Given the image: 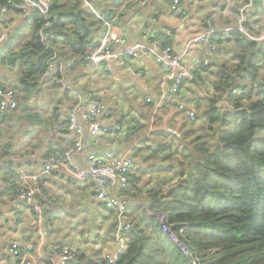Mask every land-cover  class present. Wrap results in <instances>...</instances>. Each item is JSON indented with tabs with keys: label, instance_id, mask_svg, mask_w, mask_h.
I'll return each instance as SVG.
<instances>
[{
	"label": "crops",
	"instance_id": "crops-1",
	"mask_svg": "<svg viewBox=\"0 0 264 264\" xmlns=\"http://www.w3.org/2000/svg\"><path fill=\"white\" fill-rule=\"evenodd\" d=\"M256 1L264 3V0L250 3L245 0H180L179 14L173 9V0H150L145 5H139L136 0H86L87 5L83 0H57L60 15L54 11L52 17L55 22L60 20L67 27L57 34L53 32L56 37L52 46L62 67L50 69L38 88L26 96L17 86L21 71L0 64V83L16 92L19 108L24 113L17 110L10 112L0 124V264L17 262V258L9 253L14 242L34 247L30 255L33 264H48L49 259L51 264H57L51 256L52 251L63 248H71L76 252L77 260L72 262L76 264H97L100 260L105 261L106 257H118L124 251L120 252V244L115 238L118 213L106 210L97 200L91 186L78 182L66 167L50 176L46 189L37 196L45 217L39 224L32 210L25 208L19 201L18 195L13 199L6 193L10 186L8 184H12L10 179L18 184L20 190V169L39 172L50 155L61 153L74 144V135L65 126L67 114L75 105L71 89L79 91L85 101L79 115L84 150L75 156L81 167H86L84 159L88 153H112L114 158L131 156L134 164L138 160L145 162L139 170L133 165L126 188L121 190L116 186L113 189L114 194L120 189L125 196L128 195L125 191L133 175L140 176L138 187L141 190H149L142 185V173L150 168L147 156L137 155L142 148L140 140L143 137L128 138V127L137 123L144 126L147 135L163 127L169 133L168 128H171L173 121L176 124L174 127L178 128L182 126L183 118H187V121L190 119L189 113L177 109L178 104H184L188 111L194 112L196 101L208 98L213 91L211 76L202 73L174 94L175 103L160 106L173 89L177 72L174 68L160 65L155 53L140 51L136 59L127 58L125 67L111 59L109 64L112 71H107L104 62L86 67L84 55L93 52L107 39L126 40L125 45H112V50L120 54L136 46L150 47L153 39L158 37L164 40L174 55H184L188 67H199L201 62L213 60L214 56L210 53L208 43L192 41L210 29L242 30L247 21L254 24L253 4ZM63 11L66 14H79L80 18L74 23H67L61 15ZM257 21L255 26H264V18H257ZM68 28L73 31L77 29L78 35L86 37L84 55L75 51L72 43L78 40V36L71 35ZM68 37L72 38V43ZM2 46L0 57L5 54V47ZM216 61V65L221 63L219 58ZM52 91L57 93L53 96L52 104L46 110L41 109L46 104L37 106ZM92 100H102L110 109L112 116L106 123L123 127L118 136H91L90 125L83 121L82 116L88 113L86 104ZM30 110L33 112L31 116ZM178 111L183 114L182 117L176 114V120H173L175 116L172 112ZM21 118H24L27 131H20ZM9 123L16 124V132H20L16 135V144L12 133H6L5 127ZM6 144H11L8 151ZM129 201V208H135L130 197ZM123 217L128 221L127 214Z\"/></svg>",
	"mask_w": 264,
	"mask_h": 264
},
{
	"label": "trees",
	"instance_id": "trees-1",
	"mask_svg": "<svg viewBox=\"0 0 264 264\" xmlns=\"http://www.w3.org/2000/svg\"><path fill=\"white\" fill-rule=\"evenodd\" d=\"M7 1L0 0V13ZM14 2L9 11L16 14L17 24L2 44L5 54L0 64L21 71L17 86L27 96L49 72L53 57L41 41V31L52 24L47 29L57 34L67 26L52 17L54 11L60 15L57 0L47 16L34 9L24 12L21 2ZM253 5L254 24L247 21L242 30L221 32V42L209 66L201 62L197 67V77L202 73L211 76L213 91L208 98L196 101L194 119H189L192 128L184 130L182 124L177 128L179 135L174 136L164 127L151 135L142 124L128 127V138L143 137L137 155L145 154L149 167L170 164L177 183L169 189L143 191L138 187L140 176L131 177L125 193L135 208H129L126 214L135 231L123 233L126 249L117 264H187L181 248L164 235L160 226L141 217L143 207L150 203L168 215L177 237L201 264H264V26H255L257 18L264 16V4L256 1ZM61 15L67 23L80 18L65 11ZM21 23L25 27H20ZM68 31L78 36L75 43L71 37L68 40L77 53L84 55L86 37L78 35L77 29ZM217 58L221 60L219 65ZM172 113L176 117L179 111ZM194 124H198L200 133H196ZM65 126L68 131L67 119ZM194 134L197 136L192 139ZM5 147L8 151L11 144ZM143 163L138 160L133 165L139 170ZM167 174L166 179L170 177ZM12 180L13 188L7 187L6 193L15 199L20 190Z\"/></svg>",
	"mask_w": 264,
	"mask_h": 264
},
{
	"label": "built area",
	"instance_id": "built-area-1",
	"mask_svg": "<svg viewBox=\"0 0 264 264\" xmlns=\"http://www.w3.org/2000/svg\"><path fill=\"white\" fill-rule=\"evenodd\" d=\"M18 1L21 2L20 8L24 12L28 9H34L38 10L42 15L47 16L51 10L52 0ZM83 1L86 3V0ZM149 1L150 0H136L139 5H145ZM173 3V9L181 14V9L179 7L180 0H173ZM9 5H15L14 0H8L0 13V45L6 42L11 28L17 24L16 17L10 14ZM48 25L41 31L40 37L46 48L53 53V57L49 63L50 70L54 67L61 68L62 62L57 58L52 46L56 35L47 29ZM22 27H24V25ZM223 31L224 30L210 29L205 35L198 37L192 42L208 43L210 46V53L211 55H214L221 42L219 34ZM152 42L153 43L150 47L136 46L119 54L112 50V45H125V39L103 40L97 49L84 56V64L86 67H90L91 64L98 65L104 62L106 63L107 71H112L109 60H117L119 66L125 67L127 66V58L136 59L139 56L140 51L148 53L150 50L156 54L160 65L176 69L177 74L175 77V85L166 96L165 100L160 103V106L175 103L174 94H176L186 83L195 80L197 66L188 67L185 63L184 55H174L172 49L165 45L163 39L156 37ZM210 60L211 59L204 60L203 65L208 67ZM70 91L75 105L67 114V126L68 131L74 135V144L72 147L61 153L50 155L39 172L31 173V171L20 169L19 184L21 186L18 199L25 208L32 210L33 214L36 216L35 221L39 224L45 219V217L40 203L37 202V196L42 194L46 189L48 178L59 169L66 167L72 171L78 182L83 185L89 184L91 186L97 200L106 210H114L118 213L119 222L115 238L116 242L120 244V252H122L126 248V240L123 233L131 229V224L124 220L123 216L128 211L131 203L127 196L124 194L122 195L121 190L128 185L134 161L131 156L114 158L115 155L112 153H88L84 159L86 167L83 168L78 164L75 156L82 154L84 150L83 127L79 122V115L81 109L84 107L85 101L83 102V97L79 91L74 89H71ZM147 102L150 103V100ZM17 104L16 92L4 87L0 83V121H2L8 113L16 111ZM86 107L88 108V113L85 114V116L83 115L82 118L85 123L90 125V134L93 138H99L100 136H118L123 131L121 125L106 123V121L111 118L112 113L102 100H92L86 104ZM177 108L181 112L189 113L188 115L190 119H194V112L188 111L184 104H178ZM168 132L174 136L178 135V132L175 129L168 128ZM9 185L10 186L8 187L11 189L12 186L11 184ZM116 186L121 190L119 189V192L114 194L113 189ZM140 215L144 220L155 221V223L160 226L164 235L169 237L178 247L181 248L184 256L188 259L187 264H201L200 258L197 255H194L177 237L173 227L168 223V215L165 212L154 209V203L144 206ZM33 251L34 247L32 245L24 246L19 242L12 243L9 248L11 256L15 259L17 258L15 264H33L32 259L30 258ZM51 256L57 261V264H70L77 260L76 252L71 248L53 250ZM117 261V256H109L106 257L105 261L100 260L97 264H117Z\"/></svg>",
	"mask_w": 264,
	"mask_h": 264
},
{
	"label": "rangeland",
	"instance_id": "rangeland-1",
	"mask_svg": "<svg viewBox=\"0 0 264 264\" xmlns=\"http://www.w3.org/2000/svg\"><path fill=\"white\" fill-rule=\"evenodd\" d=\"M263 18L264 17H261V19H263ZM55 94H57V93L54 91L50 92L49 94H47L46 99L41 100L40 103L37 104V106H39L41 104H46L45 107H44V105H43V107H41V109L46 110V108H48L52 104L51 102H53V96H55ZM17 107H18L17 111L18 112L20 111L21 114H24L22 108H19L20 103L17 104ZM179 113H181V112H179ZM32 114H33V112L30 110V116ZM182 115L183 114H179L180 117H182ZM173 120H176V117L173 118ZM20 121H21L20 122L21 123L20 131H22V130L27 131V128H24V125H25L24 118H21ZM182 122L184 124L183 125L184 130H187V128H192V125H193V124H191L192 121H190V120L187 121V118H183ZM3 126L5 127V125H3ZM174 126H176V124L173 121L171 128H174V129H176V131H178V129ZM194 126L196 128V133L197 134L200 133L201 130H199L198 124H194ZM5 130H6V133H10V132L12 133L13 140L15 141V144H16V135H18L20 133L18 130L16 132V124H14V125L10 124V125L6 126ZM142 131H139L138 133H141ZM179 133L180 132L178 131V135H179ZM197 134H194L192 139H194L197 136ZM186 147H189V145H187ZM139 157H141V156H139ZM169 166H170V164L166 163L162 167H150V168L146 169L145 172L142 173V176H143L142 177L143 178L142 185H143L144 189L155 190V189H158L159 187H161L164 190V189L173 188L174 185L177 183V179H174V176H173L174 174L172 172V169L169 168ZM162 170H166L165 171L166 173H164ZM166 174L170 175V177L168 179L165 178ZM172 183L174 185H172Z\"/></svg>",
	"mask_w": 264,
	"mask_h": 264
},
{
	"label": "water",
	"instance_id": "water-1",
	"mask_svg": "<svg viewBox=\"0 0 264 264\" xmlns=\"http://www.w3.org/2000/svg\"><path fill=\"white\" fill-rule=\"evenodd\" d=\"M131 231H135V229H134V228H131V229L129 230V232H131Z\"/></svg>",
	"mask_w": 264,
	"mask_h": 264
}]
</instances>
